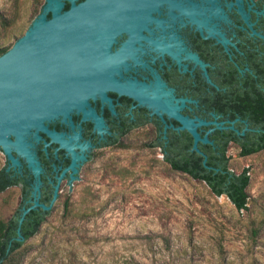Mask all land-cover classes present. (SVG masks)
Wrapping results in <instances>:
<instances>
[{
  "label": "rangeland",
  "instance_id": "obj_1",
  "mask_svg": "<svg viewBox=\"0 0 264 264\" xmlns=\"http://www.w3.org/2000/svg\"><path fill=\"white\" fill-rule=\"evenodd\" d=\"M43 3L0 0V48L11 46ZM152 138L135 129L96 150L14 264H264V149L239 155L235 145L227 148L229 168L249 175L247 208L237 210L203 181L172 169L149 146ZM18 200L16 187L0 192V218Z\"/></svg>",
  "mask_w": 264,
  "mask_h": 264
},
{
  "label": "water",
  "instance_id": "obj_2",
  "mask_svg": "<svg viewBox=\"0 0 264 264\" xmlns=\"http://www.w3.org/2000/svg\"><path fill=\"white\" fill-rule=\"evenodd\" d=\"M236 3L248 24L245 0ZM170 9L183 20H192L203 36L221 18L205 24L193 8L176 0H44L30 25L0 54V151L7 162L5 170L20 172L22 158L34 179L30 204L21 208L17 219L15 240H22L19 226L24 215L35 208L49 210L62 175L70 170V182L89 162L84 161L88 153L84 150L90 143L77 141L79 131L69 134L48 126L73 128V114L81 113L85 124L93 122L100 133L101 117L91 107L103 100L112 109V94L151 110L162 121L165 116L178 122L173 128L184 129L192 138L191 149L203 156L205 167H209L206 156L197 143H211L208 124L243 133L233 127V121L225 126L223 121L184 115L188 103L168 101L172 98L166 96L165 83L151 95L150 88L115 81L131 61L141 65L137 47L142 45L163 61L173 59L179 69L184 68L177 46L166 49L145 38L155 25L161 29L156 14ZM40 140L45 153L54 143L55 150L61 148L69 155L47 204L38 201L41 167L34 146Z\"/></svg>",
  "mask_w": 264,
  "mask_h": 264
},
{
  "label": "flooded vegetation",
  "instance_id": "obj_3",
  "mask_svg": "<svg viewBox=\"0 0 264 264\" xmlns=\"http://www.w3.org/2000/svg\"><path fill=\"white\" fill-rule=\"evenodd\" d=\"M176 1L181 6L193 8L200 14L205 24L221 18L203 36L192 26V20H183L173 9L156 14L161 29L155 25L145 38L166 49L177 46V58L184 68L179 69L173 59L163 61L147 45H142L137 47L141 65L136 66L131 61L115 81L120 84L134 83L137 86H144V90L150 88L151 95L156 94L165 83L168 86L166 96L172 98L168 101L188 103L189 110L184 115L207 121L212 119L223 121L225 126L229 121H233V127L244 133L251 128L248 127V118L241 115L243 109L239 110L231 103L220 101H263L264 0H245L248 24L238 9L236 0ZM91 108L101 117L103 133L97 131L93 122L85 124L81 113L73 114L71 118L73 128L68 124L48 126L69 134L73 130L79 131L80 137L77 141L90 143L88 149L84 150L88 152L84 153V161L89 160L96 150L109 147L107 143L113 139H120L135 129H147L153 135L152 139H164V143L167 142V138H172L183 145L185 143L180 139L189 136L183 132L184 129L173 128L179 125L178 122L163 115L162 121L156 114L151 113V110L114 94L112 109L103 100ZM165 125L167 126L164 129ZM207 126V129L212 128L207 133L211 143L201 144L212 145L214 139L222 142L227 130L238 136L243 135L232 129H218L211 124ZM230 144L238 148V143L229 139L225 152ZM55 147L56 144H50L45 153L41 140L34 146L41 167L39 202H49L57 176L69 163V155L61 148L55 150ZM154 147L159 150L158 146ZM211 148H214V145ZM19 159L20 172L5 170L7 164L5 157L3 165L6 179L12 178L15 173L21 176L19 181L8 186L16 187L19 191V200L15 208L30 204L34 184L32 174L26 168L23 159ZM69 173L70 170H67L59 179L54 201L63 186L72 185L77 181L79 175L69 182Z\"/></svg>",
  "mask_w": 264,
  "mask_h": 264
},
{
  "label": "trees",
  "instance_id": "obj_4",
  "mask_svg": "<svg viewBox=\"0 0 264 264\" xmlns=\"http://www.w3.org/2000/svg\"><path fill=\"white\" fill-rule=\"evenodd\" d=\"M68 5L65 2L64 7ZM8 47H1L0 54ZM264 77V76H263ZM264 81V80H263ZM263 101H220L228 102L242 110V116L248 118V127L243 135H235L231 130L225 131L226 137L222 142L214 139V148L209 144H198V148L206 156L205 167L202 163L203 156L190 149L191 137L183 136L180 141L185 144L176 142L172 138L164 139L154 138L149 142V146H158L163 161L177 171L188 174L190 177L203 181L209 190L215 195H224L237 210L247 208L246 187L249 182V175L246 168L239 172L231 170L228 166V156L225 152L226 143L233 139L238 143V154L248 155L264 149V91ZM119 139L115 138L109 143V146H115ZM189 148V149H188ZM92 158V157H90ZM89 158V159H90ZM10 172V171H9ZM4 166L0 167V192L20 180V175L15 173L12 178L6 179ZM47 204V201L44 202ZM67 201L63 202V209L67 207ZM28 206L29 204H24ZM21 208H15L14 211L6 218H0V264H14L16 253L25 240L36 233L39 225L48 214L49 210L35 208L29 210L20 223V233L22 240H15V229L17 219ZM9 244V246H7Z\"/></svg>",
  "mask_w": 264,
  "mask_h": 264
}]
</instances>
